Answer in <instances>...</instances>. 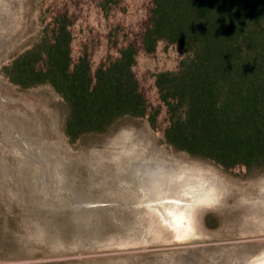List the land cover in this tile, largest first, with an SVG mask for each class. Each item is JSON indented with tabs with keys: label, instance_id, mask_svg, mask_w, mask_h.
<instances>
[{
	"label": "rangeland",
	"instance_id": "obj_1",
	"mask_svg": "<svg viewBox=\"0 0 264 264\" xmlns=\"http://www.w3.org/2000/svg\"><path fill=\"white\" fill-rule=\"evenodd\" d=\"M46 3L0 0V264H255L264 255V171L235 174L177 151L146 118H123L73 143L51 86L23 88L6 77L4 67L47 25ZM156 67L146 56L135 64ZM140 158L214 179L182 240L145 205L132 170Z\"/></svg>",
	"mask_w": 264,
	"mask_h": 264
},
{
	"label": "trees",
	"instance_id": "obj_2",
	"mask_svg": "<svg viewBox=\"0 0 264 264\" xmlns=\"http://www.w3.org/2000/svg\"><path fill=\"white\" fill-rule=\"evenodd\" d=\"M46 5L42 34L4 71L60 95L71 142L146 118L177 151L235 174L264 171V0ZM140 56L156 69L137 71Z\"/></svg>",
	"mask_w": 264,
	"mask_h": 264
},
{
	"label": "bare ground",
	"instance_id": "obj_3",
	"mask_svg": "<svg viewBox=\"0 0 264 264\" xmlns=\"http://www.w3.org/2000/svg\"><path fill=\"white\" fill-rule=\"evenodd\" d=\"M132 170L145 195V205L157 210L182 240L190 227L191 209L214 186V179L197 177L188 168L153 158L136 160ZM194 186L199 188L197 193L191 192ZM254 262L264 264V255Z\"/></svg>",
	"mask_w": 264,
	"mask_h": 264
},
{
	"label": "flooded vegetation",
	"instance_id": "obj_4",
	"mask_svg": "<svg viewBox=\"0 0 264 264\" xmlns=\"http://www.w3.org/2000/svg\"><path fill=\"white\" fill-rule=\"evenodd\" d=\"M261 256H262V255H261ZM261 256H260V257H261ZM260 257H259V258H260Z\"/></svg>",
	"mask_w": 264,
	"mask_h": 264
}]
</instances>
